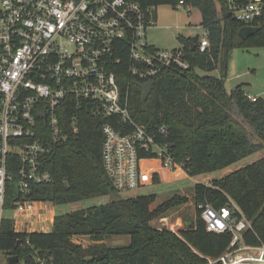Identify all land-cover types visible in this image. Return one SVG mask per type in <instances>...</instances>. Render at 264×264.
Returning <instances> with one entry per match:
<instances>
[{"label":"trees","instance_id":"1","mask_svg":"<svg viewBox=\"0 0 264 264\" xmlns=\"http://www.w3.org/2000/svg\"><path fill=\"white\" fill-rule=\"evenodd\" d=\"M132 1L144 8L170 5L178 9L182 0ZM183 1L185 7L201 11L200 24L208 33L209 47L200 51L199 35H180L179 48L189 67L171 65L161 71L154 77L146 100L142 98L140 79L129 74L127 63L126 71L121 67L117 72L123 87L129 86L131 116L151 131L167 124V136L158 135L157 141L166 145L168 153L188 175L195 176L220 170L264 149V98L254 101L241 87L231 91L226 88L230 52L237 47L264 46V21L256 33L244 39L239 35L244 23L231 13L234 0ZM154 16L157 18V11ZM221 60L226 68L222 76L199 74L200 69L215 70ZM69 113L61 110L62 119H69ZM112 121L91 111L82 112L79 132L56 143L51 153L43 157L44 170L50 173L51 180L34 183L27 196L51 200L56 205L100 196H108L109 201L56 214L53 227L47 232L17 231L7 217L2 224L0 249L18 255L27 264H206L198 252L219 255L229 244L231 234L207 230L198 204L209 202L221 207L228 196L251 220L244 233L246 240L264 243V155L212 182L196 183L197 217L179 235L152 222L158 213L188 201L187 196H177L154 207L156 192L124 196L107 174L102 129ZM20 162L18 155L11 154L9 171L15 173ZM12 186L8 185L7 207L14 197ZM115 235H130L131 242L121 246L108 244L107 240ZM76 237H87L89 244L77 242Z\"/></svg>","mask_w":264,"mask_h":264},{"label":"built area","instance_id":"2","mask_svg":"<svg viewBox=\"0 0 264 264\" xmlns=\"http://www.w3.org/2000/svg\"><path fill=\"white\" fill-rule=\"evenodd\" d=\"M179 7H185L183 0ZM230 8L244 26L263 24L264 0H234ZM155 11L132 0H0V235L7 217L17 231L18 223L26 233L51 230V201L27 196L34 183L51 180L43 157L79 132L82 112L113 119L103 125L102 156L118 190L144 185L145 161L186 172L157 141L158 135L167 136L168 125L151 131L131 116L129 86L123 87L117 72L126 71L127 63L132 77L147 82L171 65L189 67L181 48L150 43ZM209 45L204 30L198 47L205 51ZM63 109L70 111L69 119H62ZM14 153L21 162L11 173L8 159ZM11 183L14 197L7 207ZM198 209L207 230L231 234L219 255L197 251L206 264H264V243L246 240L251 220L232 197L221 207L205 202Z\"/></svg>","mask_w":264,"mask_h":264},{"label":"rangeland","instance_id":"3","mask_svg":"<svg viewBox=\"0 0 264 264\" xmlns=\"http://www.w3.org/2000/svg\"><path fill=\"white\" fill-rule=\"evenodd\" d=\"M218 8L220 9L219 4ZM156 11L158 20L156 25L148 30V37L150 43L158 48L169 50L179 48L180 41L178 38L180 35L196 37L198 35L202 36L204 33V29L199 26L201 23V11L196 7H179L178 9H175L170 5H160L157 7ZM224 71H226V68L223 60H221L215 70L205 71L200 69L199 74L220 77L223 75ZM237 87H241L251 95L264 98V46H254L249 48L237 47L230 52L226 76V88L228 91H231ZM263 155L264 149L253 156L244 158L220 170L195 176L188 175L187 177L179 179L172 176L163 177L155 172L154 175L158 176L156 181L154 175L151 177V175H148V172L145 171V184L138 190L122 192V195L127 196L156 192L157 198L153 203L154 207H157L166 200H170L174 197L187 196L189 199L188 201L179 205H174L167 211L158 213L152 222L153 225H159L160 228L162 227L181 235L182 230L189 227L188 225L191 220H195L197 217V206L194 200V187L196 183L212 182L216 178L225 176L231 171L240 169L243 166L256 161ZM158 163L159 162L156 161L155 164ZM148 165H150V161H145L143 163V168L146 169ZM109 199L108 196H100L85 200L84 202L64 205H56L50 200V207L53 210L52 213L56 216V214L71 211L80 207L105 203L109 201ZM162 218H167V223L161 221ZM16 228L21 231L25 230L22 223H18ZM75 240L77 242H82L85 245L89 244V239L87 237H76ZM130 242V235H115L107 240V243L112 246L126 245ZM7 256V253L0 249V264H8ZM17 264L27 263L25 260H21Z\"/></svg>","mask_w":264,"mask_h":264},{"label":"water","instance_id":"4","mask_svg":"<svg viewBox=\"0 0 264 264\" xmlns=\"http://www.w3.org/2000/svg\"><path fill=\"white\" fill-rule=\"evenodd\" d=\"M259 30V27L256 26H243L239 30V35L247 39L250 35L256 33ZM154 80H148L147 82H140L139 86L142 89V98L143 100H146L150 93L152 92L153 86H154ZM9 259V264H17L20 261V257L18 255H10L8 257Z\"/></svg>","mask_w":264,"mask_h":264},{"label":"crops","instance_id":"5","mask_svg":"<svg viewBox=\"0 0 264 264\" xmlns=\"http://www.w3.org/2000/svg\"><path fill=\"white\" fill-rule=\"evenodd\" d=\"M156 19L158 20V16ZM201 19H202V17H201ZM199 26H201V24ZM157 162H159V161H157ZM155 163H156V161H152V162H150V165H148V167L146 169L143 168L144 169V178H145V173H146L145 171H147L148 175H151V177L154 175L155 172H157L160 176H163V177L172 176L174 178L177 177V179L184 178V177L188 176V174L186 172H181V171H177V170L176 171L168 170V169L163 168L162 165L160 164V162L158 164H155ZM172 180H174V179H172ZM144 182H145V179H144ZM194 191H195V189H194Z\"/></svg>","mask_w":264,"mask_h":264}]
</instances>
